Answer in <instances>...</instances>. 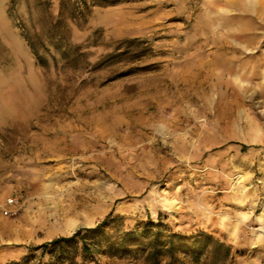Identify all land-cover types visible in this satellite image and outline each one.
Segmentation results:
<instances>
[{
  "label": "rangeland",
  "instance_id": "1",
  "mask_svg": "<svg viewBox=\"0 0 264 264\" xmlns=\"http://www.w3.org/2000/svg\"><path fill=\"white\" fill-rule=\"evenodd\" d=\"M0 68V264H152L156 230L264 264V0H0Z\"/></svg>",
  "mask_w": 264,
  "mask_h": 264
},
{
  "label": "trees",
  "instance_id": "2",
  "mask_svg": "<svg viewBox=\"0 0 264 264\" xmlns=\"http://www.w3.org/2000/svg\"><path fill=\"white\" fill-rule=\"evenodd\" d=\"M103 222L97 224L96 226L92 228H79L75 230L71 235L69 236H59L56 237L52 240H50L47 243L40 244L38 247L43 248L46 250V248L49 247L51 251L57 250V249H62L64 246L70 245V244H76L78 241H82V250L84 252L87 251V244L85 243V234L89 231H93L97 228H99ZM146 227H156L158 224L149 221ZM161 231L156 230L154 232L153 238L150 241V247H151V252H150V257H153L152 264H175V260H178V258L175 257L177 251H178V245L179 243L182 244V246L186 249V251H189V253H192V255L195 256V259H198L201 253L206 250V243H212L215 248L217 247H225V254L228 255L229 253V247L225 246L223 242H220L218 240H215L210 234L200 231L192 235V237L187 238L185 235H182L178 232H170L166 234V238L161 240L159 238ZM138 236H140V233H138L134 229L127 230L122 238L127 239V238H133L134 241L128 242L131 244H139L140 241L135 240ZM167 247V248H165ZM165 249L171 252V257L172 259L168 261L162 262L160 260L159 255H161ZM187 253V252H186ZM63 257H60V264H63ZM72 262H75L74 260H71ZM180 261V260H178ZM26 260H13V261H8L5 264H26ZM58 263V264H59ZM75 264H89L86 259H82L81 262H75ZM93 264H100L98 262H94Z\"/></svg>",
  "mask_w": 264,
  "mask_h": 264
},
{
  "label": "built area",
  "instance_id": "3",
  "mask_svg": "<svg viewBox=\"0 0 264 264\" xmlns=\"http://www.w3.org/2000/svg\"><path fill=\"white\" fill-rule=\"evenodd\" d=\"M14 204H15V200H14V198H12V197H10V198H8L7 200H6V203H5V208H4V213L5 214H8L9 212H10V210H11V208H12V206H14Z\"/></svg>",
  "mask_w": 264,
  "mask_h": 264
},
{
  "label": "crops",
  "instance_id": "4",
  "mask_svg": "<svg viewBox=\"0 0 264 264\" xmlns=\"http://www.w3.org/2000/svg\"><path fill=\"white\" fill-rule=\"evenodd\" d=\"M6 72H8L7 69L0 68V74H5ZM10 72H11V70H10ZM7 98L12 100V99H14V96L13 95H9ZM1 100L2 101H0V104L3 103L6 100V98H2Z\"/></svg>",
  "mask_w": 264,
  "mask_h": 264
}]
</instances>
